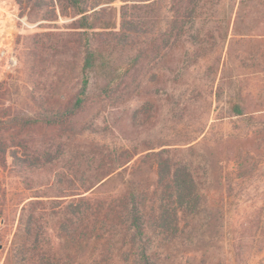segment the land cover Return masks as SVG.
<instances>
[{"label": "rangeland", "instance_id": "obj_1", "mask_svg": "<svg viewBox=\"0 0 264 264\" xmlns=\"http://www.w3.org/2000/svg\"><path fill=\"white\" fill-rule=\"evenodd\" d=\"M178 3L0 0V264L20 258L23 197L66 199L102 154L139 152L134 163L163 148L198 168L219 201L197 262L264 264V41L222 45L232 0H200L192 15ZM86 8L93 28L80 25ZM88 44L114 71L108 95L97 71L85 84ZM239 88L243 116L228 104ZM35 113L51 123L11 126Z\"/></svg>", "mask_w": 264, "mask_h": 264}, {"label": "trees", "instance_id": "obj_2", "mask_svg": "<svg viewBox=\"0 0 264 264\" xmlns=\"http://www.w3.org/2000/svg\"><path fill=\"white\" fill-rule=\"evenodd\" d=\"M180 1L186 3V13L197 12L200 0H170L171 6ZM216 6L217 2L213 3ZM87 10L82 11L80 25L93 28L96 24L90 20ZM230 10L229 14L224 13L228 20L220 39L222 45L228 42L230 49L244 38L261 44L264 0H232ZM232 24L235 28L231 33ZM261 56L264 59V54ZM100 58L98 49L88 44L85 84L92 71L99 72L104 80L98 88L102 96L112 91L109 79L114 71L105 60L100 63ZM221 59H217L218 64ZM242 96L239 88L229 98L233 115L247 113ZM259 108L256 105L253 111ZM70 113L76 114L77 109ZM41 122L51 123V118H41L36 113L16 115L11 126L18 129ZM138 153L122 151L117 157L102 154L101 162L88 168L82 192L71 190L66 199L43 195L23 197L15 233V248L20 258L14 264H180L176 260L204 264L197 262L199 244L205 240L200 233L204 234V228L214 225V212L220 207L219 201L208 194V182L200 178L198 168L184 163L174 150L146 152L131 163ZM0 154H6V148L1 145ZM14 158H19L17 153ZM73 185L71 182L70 187ZM48 226H51V235L43 236ZM50 245L51 251H48ZM184 245H187L185 249Z\"/></svg>", "mask_w": 264, "mask_h": 264}]
</instances>
